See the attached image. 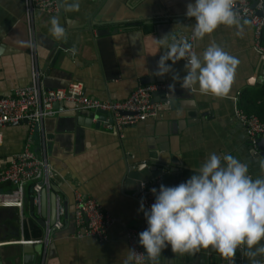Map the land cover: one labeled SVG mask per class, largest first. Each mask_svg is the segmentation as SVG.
Returning <instances> with one entry per match:
<instances>
[{
	"label": "crops",
	"instance_id": "0c3cea01",
	"mask_svg": "<svg viewBox=\"0 0 264 264\" xmlns=\"http://www.w3.org/2000/svg\"><path fill=\"white\" fill-rule=\"evenodd\" d=\"M74 2L78 3V9L68 10L67 6ZM189 2L194 0H62V10L57 15H35L37 60L47 84L50 81L51 86L67 87L81 83L86 96L101 100H124L144 86L142 81L173 85L168 105L162 106L156 118L127 127L120 135L103 125L100 131H82L77 126L78 118L72 117L75 112L54 104L55 116L43 122L31 145V150L46 157L56 171L54 184L68 209L64 227L55 230L45 245L49 255L46 264H122L124 251L129 249L127 230L134 228L141 232L147 227L136 198L141 183L162 177L163 185L175 186L186 181L209 153L232 154L248 165L253 179L264 177L260 150L251 149L244 129L234 118L238 104L247 114L264 122V57L252 48L254 32L249 22L221 25L210 35L195 40L197 54L214 42L238 60L226 93L202 94L198 86L183 89L172 77L183 78L184 63L169 61L170 73L164 77L154 75L157 61L166 50L156 39L167 35V42L171 43L178 33L191 32L194 20L185 15ZM99 9L107 21L106 27L111 30L118 27L119 32L97 39L95 45L89 23L92 20V25L96 24L94 15ZM53 17L65 30L62 38L54 37L50 31ZM97 29L94 27V32ZM56 45L64 50L65 56L49 69L51 48ZM46 67L51 73L45 78ZM31 69L24 0H0V99L28 86ZM163 100V95L153 97L157 103ZM0 132L3 136L0 167H3L23 150L28 127L8 125ZM75 189L96 199L116 218L107 242L74 237ZM31 195L33 192L26 194L23 213L0 209L3 253L9 249L1 247L25 241L32 245L44 236L45 229H40L32 219ZM230 258L249 264L242 251L227 257L211 247L174 253L170 246L148 264H209ZM0 264H12V260L0 258Z\"/></svg>",
	"mask_w": 264,
	"mask_h": 264
},
{
	"label": "clouds",
	"instance_id": "9594fccd",
	"mask_svg": "<svg viewBox=\"0 0 264 264\" xmlns=\"http://www.w3.org/2000/svg\"><path fill=\"white\" fill-rule=\"evenodd\" d=\"M78 7L74 2L67 9L74 11ZM185 15L194 20L191 35L195 40L210 35L221 25L239 23L231 0H194L186 5ZM50 25L54 37L64 36L65 30L56 18H51ZM156 42L166 50L157 61L155 76L164 77L172 71L171 64L183 60L186 74L182 79L172 77L183 89L198 86L202 94L215 95L228 91L238 60L219 45L210 43L197 54L184 39L168 43L166 35ZM260 166L264 169V161ZM150 191L154 202L145 209L141 200L139 206L147 224L138 233V243L145 254L126 249L122 264H136L140 256L153 262L167 246L174 253L211 247L227 257L240 249L249 264L264 260V177L253 179L248 165L232 154L209 153L186 181L175 186L161 184L158 191L155 187Z\"/></svg>",
	"mask_w": 264,
	"mask_h": 264
},
{
	"label": "built area",
	"instance_id": "2783aa9c",
	"mask_svg": "<svg viewBox=\"0 0 264 264\" xmlns=\"http://www.w3.org/2000/svg\"><path fill=\"white\" fill-rule=\"evenodd\" d=\"M232 9L238 21H247L253 28V50L264 57V11L263 0H231ZM25 21L28 33V48L32 63L31 81L26 87L17 89L8 97L0 99V130L8 125L26 123L28 136L21 152L13 155L8 165L0 167V208L23 211L26 201L27 187L31 186L34 194V204L39 205V195L43 190H50L57 177L56 171L48 163L46 157H39L31 150L33 137L39 131L46 119L55 116L56 103H77L83 110L99 111L108 114L103 120V127L117 134H122L127 127L136 126L141 122L156 118L163 105L168 100L157 103L153 95L159 92L167 93L171 90L170 84L153 83L139 86L124 100H101L84 94L81 83H72L67 89L48 90L43 86V73L37 66V45L35 15H57L59 7L56 0H24ZM179 41L187 40L192 44L191 51L195 52V39L191 32L178 33L172 38ZM176 63H186L181 60ZM193 88V87H192ZM191 88V89H192ZM236 101V100H235ZM234 118L244 129L251 145L258 139L264 138V122L255 115L247 114L236 104ZM3 141L0 132V144ZM162 184V177L149 182L141 183L136 198L143 200L145 209L154 202L150 189ZM55 185V184H54ZM57 186V185H56ZM58 187V186H57ZM59 197L57 205V220L55 230H61L65 224L67 208ZM74 224L77 229L76 239L92 238L100 243L109 240V229L116 223V218L107 213L103 206L94 198L87 197L77 189L74 190ZM51 228H47L50 233ZM138 229H128L126 243L129 248L139 254H145L138 243ZM237 251H241L238 249ZM136 264H148L144 256L138 257ZM209 264H244L242 259H227L225 262Z\"/></svg>",
	"mask_w": 264,
	"mask_h": 264
},
{
	"label": "water",
	"instance_id": "95a60500",
	"mask_svg": "<svg viewBox=\"0 0 264 264\" xmlns=\"http://www.w3.org/2000/svg\"><path fill=\"white\" fill-rule=\"evenodd\" d=\"M58 7L60 10H62V0H56ZM100 9L95 13L94 18L96 19V24L94 26L92 25V20L89 23L90 30L93 33L94 42L96 45V40L101 39L104 37H109L112 34H117L119 32V28L116 27L115 29L111 30V28H107L106 25L107 21L103 19V12L99 13ZM261 15L264 14V11L260 13ZM94 27H98V29L94 32ZM57 44V43H56ZM68 45H66L67 47ZM64 50L56 45L54 48H51V53L53 54L52 61L49 62V69L53 68L56 63L58 62V59L64 58L63 54ZM37 66H40V62L37 60ZM45 78L50 76V71L45 68ZM75 81V80H74ZM159 81V80H158ZM45 79H43V86L50 90V89H67V87H59L57 85L51 86L49 84L50 81H48V84L46 83ZM142 84L146 85L149 84L148 81H142ZM85 93V91H84ZM159 95H163L165 97V100H169V92H159L153 95V97H157ZM56 104H62L64 110L69 112H75V116H72L77 119V126L78 128H81L82 131H85V129H93L94 131H100L101 126L103 123V120H105L106 117H108V114L102 113L99 111L92 112V111H85L82 112L83 109L81 105L77 103H56ZM171 108V105L169 104V107ZM25 123H19L14 125H26ZM178 135V134H176ZM257 149L260 150V157L264 158V138L258 139L256 144L253 146L251 145V149ZM254 151V150H253ZM34 195L30 196V206L29 209L32 214V219L36 222L38 227L40 229H45L44 236L40 239L41 241H34L36 243L32 245H27L29 241H25L21 244H15L10 245L8 247H1L4 248L3 250H8L6 253H3V251L0 249V258L8 257L12 260V264H46V261L48 259V251L45 247L46 243L49 241L50 236L55 232L54 224L57 220V205L59 202L60 197V189L56 185L52 184L50 187V190H43L41 191L39 195V205L34 204ZM64 205L67 208V203H64ZM36 207V208H35ZM68 210V209H67ZM24 211V210H23ZM68 212V211H67ZM23 213V212H22ZM25 218V217H24ZM47 228H51L50 233H47ZM46 240V241H45ZM44 241V242H43ZM33 243V242H32Z\"/></svg>",
	"mask_w": 264,
	"mask_h": 264
},
{
	"label": "trees",
	"instance_id": "16d2710c",
	"mask_svg": "<svg viewBox=\"0 0 264 264\" xmlns=\"http://www.w3.org/2000/svg\"><path fill=\"white\" fill-rule=\"evenodd\" d=\"M262 44L264 45V39H263V42H262ZM31 194L32 193V188H31V186H29V187H27V190H26V194Z\"/></svg>",
	"mask_w": 264,
	"mask_h": 264
},
{
	"label": "rangeland",
	"instance_id": "374dc122",
	"mask_svg": "<svg viewBox=\"0 0 264 264\" xmlns=\"http://www.w3.org/2000/svg\"><path fill=\"white\" fill-rule=\"evenodd\" d=\"M1 209V208H0ZM4 210H7V209H4Z\"/></svg>",
	"mask_w": 264,
	"mask_h": 264
}]
</instances>
